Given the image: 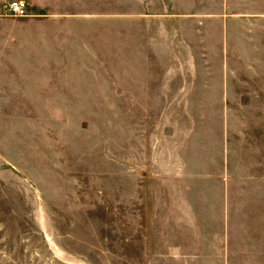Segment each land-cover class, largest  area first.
<instances>
[{
  "label": "crops",
  "instance_id": "obj_1",
  "mask_svg": "<svg viewBox=\"0 0 264 264\" xmlns=\"http://www.w3.org/2000/svg\"><path fill=\"white\" fill-rule=\"evenodd\" d=\"M10 1L19 0H0V112L99 102L107 64L131 65L128 76L109 78L139 83L143 95H168L185 80L177 94L219 97L203 105L225 113L220 134L210 126L209 167L187 154L167 187L172 200L137 205L130 264H264V153L235 185L227 115L239 110L229 97L264 102V83L250 84L264 72L236 67L264 64V0H20L23 16L4 13Z\"/></svg>",
  "mask_w": 264,
  "mask_h": 264
},
{
  "label": "rangeland",
  "instance_id": "obj_2",
  "mask_svg": "<svg viewBox=\"0 0 264 264\" xmlns=\"http://www.w3.org/2000/svg\"><path fill=\"white\" fill-rule=\"evenodd\" d=\"M236 67L264 72V64ZM130 69L106 65L99 102L89 96L73 110L0 112V264H130V232L140 231L135 217L144 210L137 205L172 200L167 187L178 183L187 154L209 167L210 126L221 133L225 113L203 105L219 97L177 94L185 80L160 96L109 78ZM228 103L239 109L227 115L241 185L256 152L264 153V102L251 94ZM199 104L203 110L192 111ZM216 141L220 150L221 135Z\"/></svg>",
  "mask_w": 264,
  "mask_h": 264
},
{
  "label": "built area",
  "instance_id": "obj_3",
  "mask_svg": "<svg viewBox=\"0 0 264 264\" xmlns=\"http://www.w3.org/2000/svg\"><path fill=\"white\" fill-rule=\"evenodd\" d=\"M4 13L10 16H23L26 14V4L24 1H10L4 7Z\"/></svg>",
  "mask_w": 264,
  "mask_h": 264
}]
</instances>
